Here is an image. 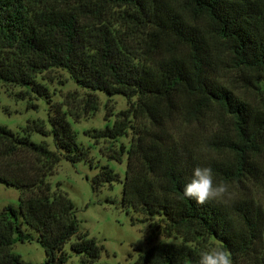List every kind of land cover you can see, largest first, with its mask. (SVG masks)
Wrapping results in <instances>:
<instances>
[{
  "label": "trees",
  "instance_id": "16d2710c",
  "mask_svg": "<svg viewBox=\"0 0 264 264\" xmlns=\"http://www.w3.org/2000/svg\"><path fill=\"white\" fill-rule=\"evenodd\" d=\"M54 68L87 91L81 110L50 103L39 75ZM0 80L48 107L46 123H0V183L19 191L0 208V264H31L12 250L25 241L44 249L42 264L66 263L68 242L78 264H108L49 182L61 159L91 163L70 119L96 111L97 92L128 100L112 124L86 134L126 160L122 181L104 164L92 188L121 181L123 208L148 221L150 246L131 264H200L210 246L233 264H264V210L252 198L199 205L183 196L197 166L217 182L264 189V0H0Z\"/></svg>",
  "mask_w": 264,
  "mask_h": 264
},
{
  "label": "rangeland",
  "instance_id": "374dc122",
  "mask_svg": "<svg viewBox=\"0 0 264 264\" xmlns=\"http://www.w3.org/2000/svg\"><path fill=\"white\" fill-rule=\"evenodd\" d=\"M45 78V85L49 88L51 104L62 105L67 110H81V100L87 91L76 85L70 75L63 69H51L39 75ZM22 88L7 84L0 80V123L18 131L28 119H39L46 123L47 103L43 98L33 95L20 99ZM99 98V107L94 112L80 111V117L70 119L73 128L77 131L78 142L88 148L89 161H78L74 164L61 159L50 176L52 188L57 184L67 193L76 209L80 231L88 232L90 237L103 245L99 262L108 264H131L139 253L145 251L150 244L146 242L145 234L148 221L131 209L122 206V183L124 178L126 160L117 162L108 157L109 142L95 140L86 132L92 129L104 128L113 123L117 113L127 107L128 100L120 95L106 96L95 93ZM241 97H250V94L239 89ZM36 104L37 108L29 107ZM183 131L188 128H181ZM35 141L43 139L38 133H32ZM50 148L54 149L51 136L46 138ZM120 139L113 143V149H118ZM108 164L118 173L121 181H114L94 190L91 178L98 171V167ZM230 187L232 199L252 198L264 210V189L248 184H233ZM19 191L0 183V208L7 204H17ZM134 222V223H133ZM164 236L158 240H165ZM74 238L71 239L73 241ZM13 252L31 264H42L45 258L44 249L36 241L17 242L12 246ZM64 250L68 260L64 264H78L79 257L70 249V242L66 243Z\"/></svg>",
  "mask_w": 264,
  "mask_h": 264
},
{
  "label": "clouds",
  "instance_id": "9594fccd",
  "mask_svg": "<svg viewBox=\"0 0 264 264\" xmlns=\"http://www.w3.org/2000/svg\"><path fill=\"white\" fill-rule=\"evenodd\" d=\"M183 196L199 205L208 202L230 203L232 195L229 184L217 182L211 167L197 166L191 180L184 186ZM200 264H233L231 253L221 246H210L200 252Z\"/></svg>",
  "mask_w": 264,
  "mask_h": 264
}]
</instances>
